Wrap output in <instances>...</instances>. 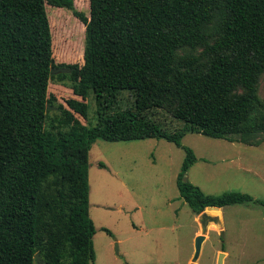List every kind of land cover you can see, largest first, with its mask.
Returning a JSON list of instances; mask_svg holds the SVG:
<instances>
[{
	"label": "trees",
	"instance_id": "obj_1",
	"mask_svg": "<svg viewBox=\"0 0 264 264\" xmlns=\"http://www.w3.org/2000/svg\"><path fill=\"white\" fill-rule=\"evenodd\" d=\"M88 1L89 17L74 0H0V264H36L35 253L41 264H95L88 154L98 138H164L183 148L175 182L195 214L237 203L264 208L249 193L209 194L187 180L198 158L181 143L186 133L264 142L257 138L264 133L257 94L264 0ZM45 3L71 10L82 22V51L75 39L68 52L56 54ZM183 48L200 51L178 55ZM54 54L81 55L83 63L55 64ZM56 66L71 70L50 74ZM68 75L79 81L73 83L79 94L84 87L94 94L95 124L83 129L70 109L47 97L49 79ZM123 90L132 103L119 109ZM47 105L56 107L53 116ZM161 107L171 108L181 126L169 130L149 114Z\"/></svg>",
	"mask_w": 264,
	"mask_h": 264
},
{
	"label": "rangeland",
	"instance_id": "obj_2",
	"mask_svg": "<svg viewBox=\"0 0 264 264\" xmlns=\"http://www.w3.org/2000/svg\"><path fill=\"white\" fill-rule=\"evenodd\" d=\"M74 7L89 17L88 0H74ZM45 10L51 43L56 33V54L61 49L68 52L66 48L75 39H79L82 51L84 27L73 12L47 3ZM199 51L183 48L177 54ZM53 60L55 64L83 63L81 55L67 60L54 54ZM75 82L79 83L69 75L50 78L47 97L51 104L62 103L70 109L73 123L83 129L95 124L96 103L92 90L84 87L79 94ZM257 94L264 105V72L258 80ZM82 101L87 104L86 117ZM131 103V94L123 90L118 96L119 109ZM47 113L53 116L54 109ZM149 114L169 130L182 124L169 107L153 109ZM263 136L260 133L257 138ZM181 143L193 149L198 158L185 177L205 193L237 190L264 201V142L253 146L186 133ZM184 154L183 148L164 138H98L93 142L88 154V179L89 214L96 227L95 264H217L219 252L224 254L222 264H264V208L254 203L225 205L219 213L205 208L208 215L203 218H209L205 222L202 213L192 212L176 187ZM100 162L105 166L100 167ZM199 234L204 238L193 260L194 238Z\"/></svg>",
	"mask_w": 264,
	"mask_h": 264
},
{
	"label": "water",
	"instance_id": "obj_3",
	"mask_svg": "<svg viewBox=\"0 0 264 264\" xmlns=\"http://www.w3.org/2000/svg\"><path fill=\"white\" fill-rule=\"evenodd\" d=\"M70 68L64 67V66H56V67H51L50 68V74H57V73H68L70 72ZM47 109H55L56 107L47 105ZM208 207H216V206H208ZM207 208V207H206ZM202 214L200 215L201 218H203V215H208L206 211L201 212ZM204 219V218H203ZM204 236L202 234L196 235L194 238V253H193V260H195L200 252L201 249V243L203 240ZM115 250L117 251V248L115 247ZM223 253L219 252L218 259H217V264H222V258H223ZM35 262L36 264H41V259L40 255L38 253L34 254Z\"/></svg>",
	"mask_w": 264,
	"mask_h": 264
},
{
	"label": "bare ground",
	"instance_id": "obj_4",
	"mask_svg": "<svg viewBox=\"0 0 264 264\" xmlns=\"http://www.w3.org/2000/svg\"><path fill=\"white\" fill-rule=\"evenodd\" d=\"M211 210H213L214 213H219L218 207H211Z\"/></svg>",
	"mask_w": 264,
	"mask_h": 264
},
{
	"label": "crops",
	"instance_id": "obj_5",
	"mask_svg": "<svg viewBox=\"0 0 264 264\" xmlns=\"http://www.w3.org/2000/svg\"><path fill=\"white\" fill-rule=\"evenodd\" d=\"M218 209H219V211H220L221 208H218Z\"/></svg>",
	"mask_w": 264,
	"mask_h": 264
}]
</instances>
